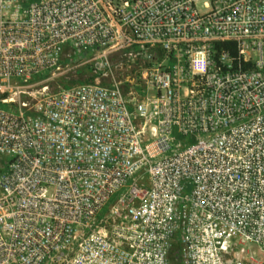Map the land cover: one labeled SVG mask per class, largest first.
Wrapping results in <instances>:
<instances>
[{"label":"built area","instance_id":"built-area-1","mask_svg":"<svg viewBox=\"0 0 264 264\" xmlns=\"http://www.w3.org/2000/svg\"><path fill=\"white\" fill-rule=\"evenodd\" d=\"M0 264H264V0H0Z\"/></svg>","mask_w":264,"mask_h":264},{"label":"rangeland","instance_id":"rangeland-1","mask_svg":"<svg viewBox=\"0 0 264 264\" xmlns=\"http://www.w3.org/2000/svg\"><path fill=\"white\" fill-rule=\"evenodd\" d=\"M83 77H84L83 75H82L81 77H80V76L72 77V80H76V79H78V78H83ZM62 86H65V85L62 84Z\"/></svg>","mask_w":264,"mask_h":264}]
</instances>
